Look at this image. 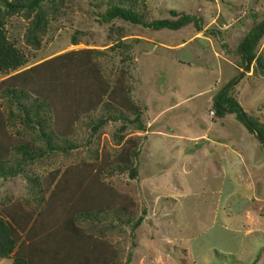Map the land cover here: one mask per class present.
Instances as JSON below:
<instances>
[{"label":"rangeland","instance_id":"1","mask_svg":"<svg viewBox=\"0 0 264 264\" xmlns=\"http://www.w3.org/2000/svg\"><path fill=\"white\" fill-rule=\"evenodd\" d=\"M116 4L145 21L175 19L174 9L196 17L201 29L193 22L175 30L103 19ZM262 19L264 0H42L6 16V37L26 59L9 74L91 48L106 80L113 84L122 75L140 108L138 120L123 109L126 120L108 119L93 130L100 118L119 113L104 96L49 150L38 131L22 123L18 102L0 97L2 164L22 168L0 179V212L30 216L32 241L23 231L16 246L38 247L33 264H264V144L234 112L218 117L213 106L234 79L223 91L229 88L242 110L264 123V34L251 61L238 51ZM54 118L48 115L47 131L56 130ZM20 141L29 143L31 162L21 163ZM124 155L131 163L122 162ZM82 201L100 211L74 217L79 236L56 234L61 223L49 229L55 234L43 233L49 212L63 219Z\"/></svg>","mask_w":264,"mask_h":264},{"label":"trees","instance_id":"2","mask_svg":"<svg viewBox=\"0 0 264 264\" xmlns=\"http://www.w3.org/2000/svg\"><path fill=\"white\" fill-rule=\"evenodd\" d=\"M41 1L0 0V74H7L6 77L0 80V97L2 95L10 96L11 99L18 102L19 107L24 113L21 119L22 123L32 129H36L39 137L45 141L46 149L49 150L58 147L53 143L56 136L59 138L65 136L63 135L65 130L70 128V125L78 118L80 113L95 109L101 103L104 96L110 99V102L106 104L108 106L109 104L112 105L113 110H118L119 113L100 118L98 122L92 124L93 130H96L108 119L117 120L123 118L126 120V117L122 114L123 109L132 111L134 113V119L138 120L140 117V108L132 101L123 82L122 75L118 76L113 84H110L103 76L97 61L94 59V49H71L9 74L10 70H14L24 64L26 59L22 52L16 49L7 39L4 31V20L6 16L17 12L22 7L32 9L39 6ZM169 13L177 17L175 19L156 18L145 21L142 15L132 8L116 4L107 7L104 13L101 14V17L105 20L121 18L134 24H143L152 29L166 27L176 30L193 22L196 24L198 30L201 29L198 24L199 20L196 17L187 13H177L174 9H170ZM263 34L264 19L257 23L239 43L238 51L243 61H246V59L251 61L255 57L254 47L258 37ZM233 80H230L215 97L213 102L215 114L218 117H222L226 112H234L237 119L243 123L247 130L254 133L258 140L264 144V123L256 121L244 112L247 118L246 121L240 114L242 108L237 100L228 92L222 93ZM22 99H30L31 101L29 104H24ZM60 102H67L68 105L62 106ZM65 110H69V115H67L69 119L67 120L62 119L61 116ZM52 113L55 116L53 123L56 125V130L53 128V131H47L46 127L49 126L48 115H52ZM0 116L1 131L5 124L1 111ZM124 128L125 124L122 123L119 126V130H123ZM54 130L57 135L54 134ZM0 138L2 137L0 136ZM121 138L119 136L118 141ZM7 145H11L10 142ZM18 145L22 149L21 163L31 162L35 156L28 148L29 143L20 141ZM63 149L66 150L65 146ZM45 150H37L36 155H41ZM3 160L4 157L0 152V177L7 178L15 176L22 170L21 167L5 168L2 164L4 162ZM122 162H130L128 155L123 156ZM129 174L131 177H135L136 169L134 167L130 168ZM81 203L79 207L78 204L71 205L63 219H61L57 212L54 214L49 212L50 214L47 215L44 222L46 232L43 231V233L49 235L55 234L50 232L49 229L61 223L59 227L60 231L56 234L61 233V235L64 234L66 236V234L70 235L71 233L79 236L82 232L76 227L74 217L91 215L93 207L100 211L99 206L90 207L87 205L89 204L88 201H86V205H83V201ZM4 214L0 212V258H5L13 254L11 264H33L34 255L38 251V247H33L30 245V242H28L29 248L23 246L21 243L16 246L20 240L21 232L26 231L29 239L35 233L33 232V223L27 228L30 216L25 212L18 213L12 209L4 211ZM140 219L138 218L135 221V226L138 225ZM76 240L79 243L78 245L83 244L82 237L76 238ZM95 243L98 244L94 240L91 246L94 247L96 245Z\"/></svg>","mask_w":264,"mask_h":264},{"label":"water","instance_id":"3","mask_svg":"<svg viewBox=\"0 0 264 264\" xmlns=\"http://www.w3.org/2000/svg\"><path fill=\"white\" fill-rule=\"evenodd\" d=\"M240 76H241V75H240ZM240 76H239V77H240ZM239 77H238V78H239ZM238 78L234 81V83L237 82ZM228 89H229V88H228ZM228 89H226V90L223 91L222 93L227 92ZM240 114H241V115L243 116V118L247 121V118L245 117V114H244V111H243V110L240 111ZM256 134H257V132H256Z\"/></svg>","mask_w":264,"mask_h":264},{"label":"crops","instance_id":"4","mask_svg":"<svg viewBox=\"0 0 264 264\" xmlns=\"http://www.w3.org/2000/svg\"><path fill=\"white\" fill-rule=\"evenodd\" d=\"M8 178V177H7ZM0 179H4L3 177H0Z\"/></svg>","mask_w":264,"mask_h":264}]
</instances>
